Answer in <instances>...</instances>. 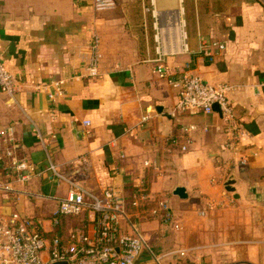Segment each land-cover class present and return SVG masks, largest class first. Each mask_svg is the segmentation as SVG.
Masks as SVG:
<instances>
[{
    "label": "crops",
    "instance_id": "crops-1",
    "mask_svg": "<svg viewBox=\"0 0 264 264\" xmlns=\"http://www.w3.org/2000/svg\"><path fill=\"white\" fill-rule=\"evenodd\" d=\"M112 1L96 11L87 0H0V60L17 82L13 97L0 92V132L41 172L0 193V218L39 219L47 236H67L70 218L62 228L49 221L68 190L45 173L53 163L99 196L112 188L128 203L144 190L167 201L179 229L139 217L150 251L133 264H264V0ZM201 41L224 50L207 58ZM159 60L163 78L153 73ZM185 74L230 87L234 149L220 113H171L172 81ZM6 147L0 141V156ZM83 222L91 235L92 217Z\"/></svg>",
    "mask_w": 264,
    "mask_h": 264
},
{
    "label": "built area",
    "instance_id": "built-area-1",
    "mask_svg": "<svg viewBox=\"0 0 264 264\" xmlns=\"http://www.w3.org/2000/svg\"><path fill=\"white\" fill-rule=\"evenodd\" d=\"M87 1L96 11L114 5L112 0ZM183 48L186 50L185 44ZM223 50L224 45L200 42V52L207 58L213 57L215 51ZM97 51L98 41L94 39L86 67L91 77L97 75ZM153 73L161 78L166 76L160 60ZM63 84V81H57L55 86L61 88ZM172 85L177 88L178 96L171 113L176 115L196 112L211 115L214 113L213 105H217L228 134L225 146L234 149L240 137L236 134L237 125L226 96L230 87L211 84L193 74L183 75L180 79L172 81ZM0 92L9 97H13L17 92V82L1 60ZM48 97L53 99L54 96L49 94ZM84 124L88 125V122ZM0 141L7 146L5 155L0 156V193L9 194L14 191L13 182L28 184L41 172L33 173L23 159L15 157L12 149L16 145L10 130L0 132ZM189 144V140H186L180 150L185 152ZM81 164V160L76 161V165ZM145 165L149 166V163ZM75 168L78 170V166ZM45 173H49L51 179L68 186L67 193L58 199L56 210L49 219L51 226L57 227L63 220L86 212L92 217L93 232L88 235L86 230L76 227L72 228L65 238L57 234L49 237L39 219L16 215L0 218V264H133L144 251H150L147 241L137 228L139 217L159 219L164 225L179 229L165 199H149L144 193H140L137 198L128 202L135 209L134 213H129L128 203L112 188L105 189L99 196L85 189L69 173L59 171L53 163H49ZM2 177L10 181H4ZM29 196L42 197L40 194ZM150 202L154 203L152 207L147 206ZM122 221L129 231L122 230ZM179 255L182 256L183 253Z\"/></svg>",
    "mask_w": 264,
    "mask_h": 264
},
{
    "label": "trees",
    "instance_id": "trees-1",
    "mask_svg": "<svg viewBox=\"0 0 264 264\" xmlns=\"http://www.w3.org/2000/svg\"><path fill=\"white\" fill-rule=\"evenodd\" d=\"M140 193H145V191L144 190H142V191H140V192H136V194H134V196L136 195V196H138ZM133 199V198H132ZM153 202H150L147 206L148 207H152L153 206ZM127 211L129 212V213H134V211H135V209L131 206V204L130 203H128L127 204ZM87 215V213L86 212H83L81 215H79V216H76V217H72V218H70L72 221H73V224L74 225H72V228H80V229H82V230H85V222H83V218H85V216ZM61 225L62 224H60V225H58L57 226V228H62L61 227ZM57 235H59V236H61V237H63V238H65L66 236L62 233V232H60L59 234H57Z\"/></svg>",
    "mask_w": 264,
    "mask_h": 264
},
{
    "label": "water",
    "instance_id": "water-1",
    "mask_svg": "<svg viewBox=\"0 0 264 264\" xmlns=\"http://www.w3.org/2000/svg\"><path fill=\"white\" fill-rule=\"evenodd\" d=\"M213 110L218 112L219 113V109H218V106L217 105H213ZM233 184V180L232 178L230 177L225 185H224V189L225 191L229 192V193H233L234 192V189L231 187ZM174 195H176L177 197H179L180 199H185L187 197L186 193H185V190L183 188H176L173 192Z\"/></svg>",
    "mask_w": 264,
    "mask_h": 264
},
{
    "label": "rangeland",
    "instance_id": "rangeland-1",
    "mask_svg": "<svg viewBox=\"0 0 264 264\" xmlns=\"http://www.w3.org/2000/svg\"><path fill=\"white\" fill-rule=\"evenodd\" d=\"M137 228H138L139 230H141L140 227H139L138 225H137ZM257 230L260 231V228H258ZM140 232H141V231H140Z\"/></svg>",
    "mask_w": 264,
    "mask_h": 264
}]
</instances>
